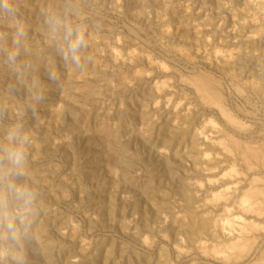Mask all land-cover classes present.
Listing matches in <instances>:
<instances>
[{"label":"rangeland","instance_id":"1","mask_svg":"<svg viewBox=\"0 0 264 264\" xmlns=\"http://www.w3.org/2000/svg\"><path fill=\"white\" fill-rule=\"evenodd\" d=\"M201 73L217 108L190 82ZM259 90L264 0H0V264H253L264 216L237 261L210 195L264 187L230 147L264 149ZM203 217L216 229L196 243Z\"/></svg>","mask_w":264,"mask_h":264},{"label":"bare ground","instance_id":"2","mask_svg":"<svg viewBox=\"0 0 264 264\" xmlns=\"http://www.w3.org/2000/svg\"><path fill=\"white\" fill-rule=\"evenodd\" d=\"M145 6V5H144ZM118 52V51H117ZM70 55V54H69ZM166 66V65H165ZM228 66V65H227ZM234 67V66H233ZM226 68V67H225ZM230 69V68H229ZM89 70V69H88ZM84 72V71H83ZM202 72V71H201ZM145 73V72H144ZM232 73V72H231ZM191 77V76H190ZM237 78V77H236ZM256 79V78H255ZM258 79V78H257ZM187 81V80H186ZM256 81V80H255ZM258 81V80H257ZM86 82V81H85ZM191 83H192V85L195 87L194 89H195V91L197 90L198 92V95H200V99H203V101L205 102L206 101V103H207V105L209 106V103L210 104H212V106L214 105L215 107L217 106L218 107V105H219V103H221L220 102V100H221V98H222V96L219 94V92H218V89H217V86L219 85H217V82H216V80L213 78V76L211 77V76H209V75H206V74H198V75H196L194 78H192V81H190ZM87 83V82H86ZM164 83V82H163ZM192 86V87H193ZM235 86V85H234ZM220 87V86H219ZM254 87V86H253ZM89 89V88H88ZM242 89V88H241ZM252 90H254V89H252ZM260 91V90H259ZM123 92V91H122ZM239 92H241V91H239ZM196 93V92H195ZM260 95H264V91H260ZM167 99V98H166ZM263 99V98H262ZM165 101V100H164ZM83 102V101H82ZM219 102V103H218ZM217 103H218V105H217ZM85 104V103H84ZM221 105V104H220ZM219 105V106H220ZM213 106V107H214ZM216 107V108H217ZM222 107V106H221ZM221 107L219 108L220 110L219 111H221V112H219V113H221L222 115H224V117H225V119H227V120H229V122H231V123H235L234 121H232L231 120V118L232 117H229L228 115H227V113H226V111H223L222 109H223V107H222V109H221ZM86 108V107H85ZM86 111V110H85ZM220 114V115H221ZM230 118H228V117ZM210 122V121H209ZM206 123H207V121H206ZM214 123V122H213ZM230 123V124H231ZM211 125V124H210ZM213 126V125H212ZM233 126V125H232ZM247 126H245V128H246ZM238 128V127H237ZM186 130V129H185ZM194 130V129H193ZM249 130V129H248ZM107 131V130H106ZM245 131H247V130H245ZM174 132V131H173ZM176 132V131H175ZM179 132V131H178ZM203 133V132H202ZM205 133V132H204ZM204 133H203V135H204ZM236 133V132H235ZM263 133V132H262ZM201 134V133H200ZM223 134V133H222ZM107 135V134H106ZM199 135V134H198ZM225 135H227V134H225ZM264 135V134H263ZM137 136V135H136ZM184 136V135H183ZM139 137V136H138ZM142 138H143V136H142ZM145 138V137H144ZM183 138V137H182ZM178 139V138H177ZM198 139V138H197ZM204 139H206V138H204ZM232 139V138H231ZM230 139V140H231ZM143 140V139H142ZM146 140V139H145ZM144 140V141H145ZM189 140V139H188ZM196 140V139H195ZM235 139H233V141H234ZM106 141V140H105ZM168 140H166L165 142H167ZM193 141V140H192ZM223 141V140H222ZM236 141V140H235ZM231 142V146L230 147H232L234 150H235V152L237 153V155L236 156H238L239 157V159H240V162L242 163V164H244V165H246V167H250V165H251V163H253V162H257V163H259L263 168H264V149H260V148H258V149H255V148H251V147H249V146H245V145H243L242 143H240V142ZM228 142H229V140H228ZM227 142V143H228ZM249 142V141H248ZM109 143V142H108ZM141 143V142H140ZM168 143V142H167ZM170 143V142H169ZM193 143V142H192ZM219 143H221V141L219 142ZM226 143V142H225ZM227 143L225 144V145H227ZM126 144V143H125ZM144 144V143H143ZM218 144V143H217ZM147 145H148V143H147ZM192 145V144H191ZM120 146V145H119ZM167 146H168V144H167ZM193 146V145H192ZM195 146V145H194ZM220 146V145H219ZM227 146H229V145H227ZM261 146V145H260ZM198 147V146H197ZM216 147H217V145H216ZM162 148V147H161ZM182 148V147H181ZM209 148V147H208ZM207 148V149H208ZM219 148V147H218ZM222 148V147H221ZM225 148H228V147H225ZM148 149V148H147ZM164 149H167V148H164ZM169 149V148H168ZM191 149V148H190ZM194 149V148H193ZM210 149V148H209ZM192 150V149H191ZM196 150H198L197 148H196ZM224 150H226V149H223V151ZM232 150V149H231ZM165 151V150H164ZM229 151H230V149H229ZM177 152V151H176ZM195 152V151H194ZM194 152H193V155H194ZM200 152V151H199ZM203 152V151H202ZM209 152V151H208ZM190 153V152H189ZM205 154H206V151L204 152ZM231 153V152H230ZM166 154H167V152H166ZM191 154V153H190ZM199 154V153H198ZM215 155H216V153H214ZM228 154V153H227ZM197 155V154H196ZM214 155V156H215ZM223 155V154H222ZM229 155V154H228ZM158 156V155H157ZM200 156H202L201 154H200ZM199 155H198V157H200ZM206 155H204V156H202V157H204V159L208 156V154H207V156L205 157ZM226 156V155H225ZM159 157V156H158ZM174 157V156H173ZM209 157V156H208ZM213 157V156H212ZM162 158V157H161ZM182 159V158H181ZM185 159V158H184ZM204 159H202L203 161H204V163H205V160ZM207 159V162H208V159L209 158H206ZM238 159V160H239ZM163 160V159H162ZM166 160V159H165ZM190 160H191V158H190ZM236 160V159H235ZM175 161V160H174ZM210 161V160H209ZM202 162V161H201ZM162 163V162H161ZM170 163V162H169ZM163 164H164V162H163ZM209 164H211V163H209ZM134 165V164H133ZM206 165H207V163H206ZM212 165V164H211ZM230 165H231V163H230ZM229 165V166H230ZM236 166V165H235ZM254 166V165H253ZM202 167V166H201ZM205 167V166H204ZM231 167H234V166H231ZM156 168V167H155ZM164 168V167H163ZM169 168V167H168ZM206 168V167H205ZM208 168V167H207ZM212 168V167H211ZM236 168V167H235ZM235 168H231V170L230 171H228L227 173H225L224 172V174L222 175V177H221V179H216V180H214V178L212 177L211 179H213V180H207L206 181V179H205V181H206V186H207V188H209L210 189V191L212 190L213 191V188L216 186V185H219V184H221L222 185V183H223V180L224 179H226L227 178V180H228V178L229 179H233V178H231V176H229L230 174H231V172L233 173V169L235 170ZM251 168H252V166H251ZM153 169V168H152ZM158 169V168H157ZM199 169V168H198ZM204 169V168H203ZM208 169H210V168H208ZM214 169V168H213ZM207 170V169H206ZM243 170V169H242ZM249 170V169H248ZM251 170V169H250ZM162 171V170H161ZM203 171H205V170H203ZM126 172V171H125ZM159 172V171H158ZM202 172V171H201ZM215 172V171H214ZM236 172V171H235ZM205 173V172H204ZM206 173H210V174H212V171L211 170H209V171H207ZM239 173V172H238ZM255 173V172H254ZM169 174V173H168ZM203 174V173H202ZM210 174H206V175H208L209 177H210ZM234 174V173H233ZM237 174V173H236ZM235 174V176H237ZM197 175V174H196ZM240 175V173L238 174V176ZM243 176H244V174H243ZM219 177V178H220ZM233 177V176H232ZM256 177V176H255ZM207 178V177H206ZM243 178V177H242ZM175 179H177V178H175ZM183 179V178H182ZM209 179V178H208ZM251 179H253V178H251ZM173 180V179H172ZM194 181V180H193ZM199 181V180H198ZM204 181V182H205ZM257 181V180H256ZM256 181H253L252 183H251V185H250V187L249 188H247L246 190H244V191H242L241 192V194L239 195V197H235L236 196V192L237 191H235V192H233V190H232V188L230 187V188H228V187H225L226 189H224V190H220V192L218 191V192H215V193H211V195L210 196H212V197H210L211 198V201L210 202H218V205L219 204H222L223 203V207H224V209H223V218L220 220V219H218V220H220V221H222V225H221V230L222 231H224V233H226V235H224V234H222V235H224L223 236V238L221 239L220 238V240H221V244H222V248L220 249L219 248V250H222V251H224L225 252V254H227V253H231V256L230 257H233L232 259H236L237 261H238V259L239 258H242L243 256H245V255H247V257L246 258H248V254H249V252L251 251V249H252V246L254 245V240H248L247 238L248 237H250L251 236V234L253 233V234H255L254 232H257L258 230H261V231H263L261 228L262 227H259L260 225V223L259 224H255V221L257 220V219H259L261 216L263 217L264 216V204H263V201H264V187L263 186H256V185H254L255 183H257ZM228 182V181H227ZM247 183V182H246ZM201 184V183H200ZM236 184H240V182H237ZM148 185V184H147ZM196 185V184H195ZM202 185V187H203V184H201ZM223 185H227L226 183H223ZM248 185H249V183H248ZM197 186V185H196ZM195 186V187H196ZM237 187H238V185H236ZM235 186V187H236ZM201 187V186H200ZM220 187V186H219ZM234 187V188H235ZM241 187V186H240ZM189 188V187H188ZM197 188V187H196ZM205 188V187H204ZM221 188V187H220ZM223 188V187H222ZM245 188V187H244ZM243 188V189H244ZM181 189V188H180ZM184 189V188H183ZM236 189H238V188H235V190ZM196 190V189H195ZM194 190V191H195ZM182 191V190H181ZM210 191H208V192H210ZM217 191V190H216ZM240 191V190H239ZM193 192V191H192ZM184 193V192H183ZM239 193V192H238ZM181 195H182V193H180ZM188 194V193H187ZM153 195V194H152ZM185 195V194H184ZM191 195V194H190ZM163 196V195H162ZM183 196V195H182ZM209 196V195H208ZM164 197V196H163ZM184 197V196H183ZM194 197V196H193ZM207 198V197H206ZM235 198H237L236 200H235ZM161 199V198H160ZM165 199H166V197H165ZM184 199H185V197H184ZM209 199V198H208ZM207 199V200H208ZM210 200V199H209ZM210 202H208L209 204H210ZM220 202V203H219ZM204 203V202H203ZM205 203H206V199H205ZM217 204V203H216ZM164 205V204H163ZM187 205V204H186ZM203 205V204H202ZM205 205H207V204H205ZM204 205V206H205ZM211 205V204H210ZM208 206V205H207ZM155 207V206H154ZM168 207V206H167ZM216 207H217V205H216ZM219 207V206H218ZM221 207V206H220ZM222 207V208H223ZM199 208V207H198ZM207 208H209V207H207ZM213 208L215 209V207L213 206ZM221 208V209H222ZM158 209V208H157ZM211 209V208H210ZM216 209H218V208H216ZM159 210V209H158ZM166 210V209H165ZM201 210V209H200ZM212 210V209H211ZM203 211V210H202ZM207 211V210H206ZM219 211V210H218ZM155 212V211H154ZM172 212V211H171ZM209 212V211H208ZM184 213V212H183ZM210 213H211V211H210ZM157 214V213H156ZM190 214V213H189ZM212 214V216H213V214L214 213H211ZM216 214H218V213H216L215 212V216H216ZM161 215V214H160ZM177 215V214H176ZM198 215V214H197ZM209 215V214H208ZM158 216V215H157ZM192 216V215H191ZM210 217V216H209ZM209 217H207V218H209ZM218 217V216H217ZM216 217V218H217ZM221 217V216H220ZM191 218V217H190ZM204 218V217H203ZM211 218V217H210ZM173 219V218H172ZM188 219V218H187ZM197 219H198V217H197ZM205 219V218H204ZM251 219H253V220H251ZM201 220V219H200ZM199 220V221H200ZM203 220V219H202ZM211 220H212V218H211ZM209 221L208 219H205V220H203V221H201L195 228H192V232H191V230L189 231L190 232V234H192V236L194 237V240L196 239V243H197V241L198 240H200L199 238H201L203 235V237H205L206 236V234H204L206 231H209L210 229L209 228H211V226H212V221ZM153 221V220H152ZM189 221H191V220H189ZM214 221V220H213ZM217 221V220H216ZM216 221H214L216 224H217V222ZM220 221H219V223H220ZM261 221V220H260ZM214 222H213V225H214ZM171 223V222H170ZM197 223V222H196ZM175 224V223H174ZM188 224H189V222H188ZM264 224V223H263ZM144 225V224H143ZM186 225V224H185ZM191 225H193V224H191ZM190 226V225H189ZM195 225H193V227H194ZM169 227V226H168ZM215 227V226H214ZM216 227H217V225H216ZM218 227H219V225H218ZM148 228V227H147ZM168 229V228H167ZM186 229V228H185ZM194 229V230H193ZM207 229H209V230H207ZM212 229V228H211ZM214 229H216V228H213L212 230H214ZM264 229V228H263ZM187 230H189V228L187 229ZM211 230V231H212ZM220 230V231H221ZM151 231H152V229H151ZM164 231V230H163ZM185 231V230H184ZM216 231V230H215ZM214 231V232H215ZM219 231V230H218ZM221 231V232H222ZM187 232V231H186ZM189 232H188V234H189ZM220 232V233H221ZM264 232V231H263ZM182 233H184V232H182ZM213 233V232H212ZM219 233V232H218ZM219 233V234H220ZM233 233H237L238 235H237V237H234V239H236L235 241H229V242H227L226 241V239H229V240H231V237L233 236ZM262 233V232H261ZM172 234V233H171ZM185 234V233H184ZM215 234V233H214ZM214 234H212V235H214ZM211 235V234H210ZM210 235H209V237H210ZM235 235V234H234ZM182 236V235H181ZM189 236V235H188ZM191 235H190V237L193 239V237H192ZM214 236H216V234L214 235ZM221 236V235H220ZM219 236V237H220ZM253 236V235H252ZM262 236V235H261ZM196 237V238H195ZM207 237V236H206ZM206 237H205V239H206ZM259 237V236H258ZM166 238V237H165ZM217 238V237H216ZM226 238V239H225ZM252 238V237H251ZM210 240L212 239L213 241H215V237H210L209 238ZM219 239V238H218ZM254 239V238H253ZM264 239V238H263ZM204 240V239H203ZM211 240V241H212ZM217 240V239H216ZM259 240V239H258ZM185 241V240H184ZM188 241H190V240H188ZM218 241V240H217ZM151 242V241H150ZM192 242H194V241H192ZM191 242V243H192ZM194 242V243H195ZM205 242V241H204ZM204 242L202 243L203 245H204ZM26 243V242H25ZM199 243V242H198ZM200 243H201V241H200ZM208 243H210V241H208ZM258 243V242H257ZM261 243H262V239H261ZM206 244V243H205ZM211 244V243H210ZM221 244H219V243H217V247H218V245H220L221 246ZM189 245V244H188ZM203 245H202V247H203ZM215 245V244H214ZM213 244H212V246H214ZM263 245V244H262ZM178 246V245H177ZM199 246V245H198ZM259 246V245H258ZM196 247V246H195ZM201 247V246H200ZM206 247V246H205ZM205 247H203V248H205ZM256 247V246H255ZM197 248V247H196ZM203 248H202V250H203ZM207 248H209V247H206V249H204V250H207ZM211 248V247H210ZM210 248H209V253H210ZM254 248V247H253ZM200 250H201V248H199ZM212 249H213V247H212ZM217 249L218 248H214L213 249V251L215 250V251H217ZM263 249V248H262ZM179 250V249H178ZM197 250V249H196ZM180 251V250H179ZM187 251H189V250H187ZM208 251V250H207ZM222 251H220V252H222ZM261 251H262V253H261ZM260 251V253H261V255L259 256V258L258 257H256L255 259H257V261H253L255 264H264V250H261ZM163 252V251H162ZM206 252V251H205ZM220 252H216V254L218 253L219 255H222L223 256V253L224 252H222V254L220 253ZM180 253V252H179ZM183 253V252H182ZM203 253V252H202ZM208 253V254H209ZM212 253V252H211ZM253 253V252H252ZM251 253V254H252ZM164 254V253H163ZM206 254V253H205ZM214 254V253H213ZM200 255V254H199ZM203 255V254H202ZM207 255V254H206ZM211 254H209L208 256H210ZM218 255V256H219ZM254 255V254H253ZM182 256V255H181ZM225 256V255H224ZM250 256V255H249ZM17 257V256H16ZM50 257V256H49ZM167 257V256H166ZM211 257V256H210ZM209 257V258H210ZM226 257H228V256H226ZM226 257H223V258H221V259H223V260H225V258ZM251 257V256H250ZM168 258V257H167ZM187 258V257H186ZM219 258H220V256H219ZM219 258H217L218 260H219ZM244 258V257H243ZM20 259V258H19ZM18 259V260H19ZM230 259V258H229ZM24 260H25V258H24ZM223 260H221V261H223ZM243 260V259H242ZM232 262V264H233V260H231ZM237 261H235V263H238ZM226 262H228L227 260H226ZM252 262V263H253ZM223 263H225L224 261H223ZM253 263V264H254ZM157 264V263H156ZM165 264V263H164ZM241 264V263H240ZM245 264V263H244Z\"/></svg>","mask_w":264,"mask_h":264}]
</instances>
